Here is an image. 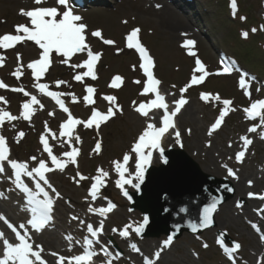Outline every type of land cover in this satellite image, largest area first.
I'll use <instances>...</instances> for the list:
<instances>
[{
  "label": "rangeland",
  "instance_id": "1",
  "mask_svg": "<svg viewBox=\"0 0 264 264\" xmlns=\"http://www.w3.org/2000/svg\"><path fill=\"white\" fill-rule=\"evenodd\" d=\"M101 1L93 5H103L92 8L84 15V22L88 27L87 45L91 51L101 53L94 72L95 78L84 77L82 81L74 79L75 75L87 71L84 66L75 69L71 67L83 64L86 51L69 58L68 64H64L61 61L65 58L53 50V63L37 81L33 71L27 67L43 51L34 41L24 40L20 48H0V57L4 58L0 65V80L8 86L0 88V97L4 98L0 100V109L17 117L11 121L5 118L0 124V135L5 137L9 148L8 158L27 162L29 170L38 167L41 160L46 166H50L46 179L57 205L58 218L49 232L54 231L59 239L56 247L48 250L50 255L42 260L46 264H71L69 256L81 244V239L86 234V225L92 222L100 228L102 222L101 241L109 249L105 256L106 263L113 260L111 264H145L146 259H150L153 264H264V243L261 240V235L264 234V199L249 195L257 194L259 197L264 190V140L260 139V134L250 133L252 122L245 116L249 102L264 97V0H235L234 8H231L233 0H192L190 5L185 0ZM161 1L184 20L186 25L182 27L192 31L196 28L199 31L194 27L199 24L198 27L204 32L197 31L199 42L195 43L208 71V81L200 87L192 85L188 87L189 90L182 92L181 85L190 84L197 73L191 69L193 57L188 52L189 47L184 46L186 34L178 31L180 27L174 28L171 33L163 31L159 22L164 16L161 13L164 8L159 7ZM46 4L57 6L53 0ZM30 7L31 5L24 6L23 0H0V16L5 17L0 22V34L4 31L16 32L15 24L30 25V18L21 15L22 9L28 10ZM59 10L64 11L62 8ZM170 20L172 22L173 18ZM95 28L102 30L101 36L91 39V31ZM136 29H139L141 38L154 54L157 69L168 91L174 92V98L188 96L191 103L192 115H179L177 129L165 140V149L183 148L204 171L209 170L207 172L230 182L232 179H241L245 185L242 193L235 188L234 196L221 205L216 215V226L196 235L184 233L167 244L165 241L169 238L164 234L159 237H143L135 231V227L143 220V215L139 210L131 209L124 191H133L134 188L131 184H124L123 187L118 185L117 181L122 178L114 163H123L125 154H128L129 162L124 165V179L137 182L132 162L133 141L144 130L147 119H139L137 116L134 101L140 98L138 89L141 82L137 83L140 81L137 59L133 49L127 47L129 30ZM192 39L195 38L190 40ZM106 40L114 43L106 44ZM217 49L226 51L239 61L241 73H245L248 79L247 88L236 87L239 74H220L216 55L212 54ZM18 67H21L22 72L19 79L13 75ZM116 72L123 75V84L117 90L109 89L106 83ZM57 81L65 83L57 85ZM37 83L47 84L49 87L42 93L36 87ZM87 84L95 85L97 94L96 102L90 105L84 100ZM15 88H23L28 95L11 90ZM202 89L211 91L213 96L203 100L199 94ZM50 91L61 93L60 98L67 102L68 111L77 113L79 120L83 121L68 136L61 135V125L67 112L56 107L54 98L47 95ZM219 91L220 95L216 94ZM104 93L115 99L106 100ZM32 96L39 103L32 105V113L26 120L22 117V105ZM73 96L76 97L75 100ZM217 96L219 99H214ZM225 100L231 103L225 106ZM92 106L99 108L104 115L107 114L108 106L114 107L115 112L98 126L93 124L87 127L86 116ZM222 112L224 123L212 132L210 128ZM259 126L260 130H264V124ZM177 131L179 137L176 136ZM20 132L25 135L20 137ZM42 136L48 139L52 155L60 160L63 167L52 163L51 156L44 149ZM252 136H256V139L248 149L247 158L242 163H237L234 155L244 143L242 138ZM98 143L99 149L96 148ZM73 148L79 151L75 160H70L63 153ZM31 157H36V160ZM160 163L161 159L158 158L153 161L155 165ZM3 167L4 172H0V208L3 209L0 210V216L6 219L0 221L6 222L5 228L9 233L6 234L0 227V232L4 233L0 237L1 258L5 248L4 239L17 243L9 224L17 221L19 227L18 225L26 223L19 215L21 211L15 213L18 208L24 209L26 203H22L16 196L18 192L13 184L12 168L7 161L3 162ZM228 169H232L235 175H231ZM98 170L107 172L108 176H103ZM97 175L101 176V188L94 199L89 191L91 184L95 183L93 178ZM112 200L115 201V207L102 214L99 210ZM9 216L13 217L9 219ZM223 218H227L228 222L226 219L222 221ZM126 225L130 226L127 237L121 235ZM258 227L260 232L255 230ZM220 231L227 234L235 244L238 243L240 248L236 249L235 244L232 246L228 242L234 252L223 251L218 245ZM145 238L150 240L149 246H143L142 240ZM35 242L43 249L41 241ZM133 244L139 249L138 253L132 247ZM132 256H138L140 261H131ZM50 257L53 258L52 261H49ZM60 257L65 258L63 262Z\"/></svg>",
  "mask_w": 264,
  "mask_h": 264
},
{
  "label": "snow or ice",
  "instance_id": "2",
  "mask_svg": "<svg viewBox=\"0 0 264 264\" xmlns=\"http://www.w3.org/2000/svg\"><path fill=\"white\" fill-rule=\"evenodd\" d=\"M46 2V0H34V3L37 5H40L42 3ZM58 6H62L65 10L61 12L59 10V7H35L31 10H21V15L26 16L30 18V25H17L15 26V30L17 34H4L3 36H0V48L8 49L15 46L16 43L22 42L24 40L28 41H34L36 45L39 46L40 49H42V53L40 55V58L30 62L27 67L33 71L34 76L36 77L37 81H39L40 77L44 75L46 70L49 67L50 61V54L55 50L57 54H61L65 59L61 61V63L68 64V59L71 58L76 53H83L87 52L88 59L83 61V64H75L71 65V67L80 68L82 66H85L87 68V71H84L81 74L75 75L74 79L76 81H82L84 77H92L95 78V73L93 71L94 65L96 64L99 54H94L90 47L86 44V36H85V28L86 26L83 23H77L78 21L82 20V17L79 15H76L73 13L72 7L69 3V0H57ZM233 6H235V0H233ZM139 32V29L133 30L128 36H127V47L128 48H135L138 50L140 57L143 60V63L141 65L144 73L147 76V83L146 86L143 88V93H155V99H152L149 103H141L139 107L137 108V111L143 114L144 116L148 115V109L151 108H157V109H164V115L162 117V126L157 128L155 124L148 123L146 126V129L144 132L138 137L137 142L134 144L133 152L138 155V161L136 162V173H135V179L138 181L136 183H133V179H124V173L126 169L124 168V165H127L129 162V155L125 154L123 163L120 162H114L116 171L121 176V180L117 181L118 185L123 187L124 184H131V186L135 189H139L140 183L143 182L144 179V173H145V166L150 162L152 157V150L158 149L161 157L163 158V148L160 147L161 137L162 135L169 129V127H174L173 125V117L180 111V106L186 101H184L182 98L178 101H176V109L171 114L168 113L167 105L164 102V96H162L159 91L157 90V85L160 83L159 80L155 79L153 76L152 71V65L153 60L152 57L148 55L147 49L139 42L137 39V33ZM22 33V35H21ZM95 37H100L101 32L96 31L93 33ZM247 33H245V36ZM106 44H113L114 42L111 40H106ZM194 44V41L187 40L185 42V47H189ZM19 58V54H18ZM3 57H0V65L3 63ZM222 63H225L226 66L223 68V71L225 73L233 71L232 67L227 66V63L225 61H222ZM196 64L198 65V71L203 73L204 72V65L197 59ZM22 67V66H21ZM21 67H18L17 70L13 73L14 76L19 79L21 76ZM121 80L120 76H116L111 86L114 88H117L120 86L119 82ZM57 85L61 83H65L64 81H57ZM139 83V81H137ZM198 83V80L196 77H193L192 84ZM240 86L242 88H247V82L245 78L242 76L240 78ZM8 86L4 84L2 81H0V88H7ZM36 87L39 88V90L43 93L49 86L47 84H41L37 83ZM15 92H21L24 93L23 88H15L11 89ZM183 91V90H182ZM94 92V89L92 87H87V93L88 95L84 97V99L91 104L93 102L92 99V93ZM25 95H28L27 93H24ZM50 97H53L56 99L57 103L60 104L61 108L65 112H68L69 118L62 123V136H68L72 133L73 129L76 125L83 123V121L73 119L71 116V113L68 111L66 107H64L63 101L60 99L61 93L50 91L47 93ZM73 100L76 99L75 96L72 97ZM203 98L205 100L208 99V94H203ZM108 101H113L115 98L108 96L105 97ZM214 99H219V97H214ZM0 100H4L3 97H0ZM39 101L35 96H32L31 99L27 102H24L22 105L23 113L22 117L24 119H29L31 113H32V105L38 104ZM225 106L230 104V101L225 100L223 102ZM225 111H227V108H225ZM245 111L248 113L250 118L255 119L256 117H259L261 120V123L264 124V100H257L254 101L250 108L245 109ZM113 116V112L111 109L108 111L107 115L102 114L100 111H93V114L91 118L87 121L86 126L91 127L93 124L99 125L102 121L107 120L109 117ZM7 118L9 121L17 119V117L12 116L10 113L3 111L0 109V124H2ZM224 119V113L222 112L220 117L216 120V122L211 126L213 129H216L220 126L221 121ZM255 127L250 129V131H255ZM25 134L23 132L19 133V136L22 137ZM179 132H176V136L179 137ZM42 143L44 146V149L49 153L51 156V161L54 165H58L60 167H63L60 160L55 155H52V149L49 147L48 139L44 138L42 136ZM77 139H79L77 137ZM244 140L245 145L251 144L252 141L249 140L247 137L242 138ZM96 148H100V144L98 143L96 145ZM147 149V152L145 151ZM78 149L73 148L71 151L63 153L64 156L68 157L70 160H75ZM245 155L244 151H240L237 154V160H240ZM9 148L6 144V139L2 135H0V172H4L3 162L7 161V163L11 166V168L14 170L15 180L17 185L22 188V190L27 193L28 200L30 203L34 204L35 207L32 208V217L28 221V224L32 226V228L40 230L44 227V225L51 219L50 212L53 205V200L49 196V193L45 191L44 187L41 184V181L43 180L44 183H47L45 179V171H46V164L43 160L39 161L38 167L33 168L32 170H29V166L27 162H19L14 159H9ZM32 160H36V157H31ZM165 162L166 159H165ZM99 172H102L103 176H108L107 172H103L102 170H98ZM229 173L231 175H235V173L232 171V169H228ZM22 176L31 177L36 182V188L39 190V193H43L44 199H38V193L33 192L31 188L23 181L21 180ZM83 179V177H81ZM95 180V183L91 186V196L95 199L97 196L98 191V185L101 184V176L97 175L93 178ZM251 183V182H249ZM2 195V194H0ZM58 196L59 193H56ZM124 195L128 196L129 199L131 197L129 196V193L125 190ZM250 196L253 194H249ZM115 205L109 203V206L106 208H102L99 211L103 214L106 212L111 211L112 208H114ZM217 207V201L213 200L212 203L206 205L202 210V219L199 225L197 223L190 222V225L192 227L193 231H196L198 227H204L212 223V213L215 211ZM91 211H97L96 209H90ZM183 211H187V209H184ZM0 219H6L0 216ZM149 223V218L147 216L144 217L143 222L140 223L138 226L135 227V231L137 233H142L144 230L145 225ZM9 227L12 228V230L15 232L16 238L18 239V243H11L7 239H4L3 243L5 245L4 248V254L2 258H0V264H36V262H39V264H46L41 258V252L43 249L39 246V250H34L33 245L29 242V232L28 228L25 224H20L19 229L23 230V234H21L20 231L17 230V228L11 224H9ZM129 227L125 226L123 231L121 232V235L127 237L129 235ZM87 230L89 233H91L93 236H98V233L103 230V223L101 222L100 228L97 230L93 229L92 225L87 226ZM114 231H116L114 229ZM177 231H179V226L177 227ZM4 233L0 232V237H3ZM71 239V237H69ZM171 237L168 241H165V243H170ZM88 245H92V240L87 241ZM132 247L139 251V249L136 248V245L133 244ZM235 248L239 249L240 245L238 243L235 244ZM103 251L106 252L107 250L103 249ZM227 251L231 252V249H227ZM95 253L93 251H88L84 255H77L73 257L72 259L75 261V264H80V262L90 259ZM157 257L159 256V253L156 254ZM65 258L60 257V260L63 262ZM109 264L111 262L109 261ZM145 264H153L152 260L146 259Z\"/></svg>",
  "mask_w": 264,
  "mask_h": 264
},
{
  "label": "water",
  "instance_id": "3",
  "mask_svg": "<svg viewBox=\"0 0 264 264\" xmlns=\"http://www.w3.org/2000/svg\"><path fill=\"white\" fill-rule=\"evenodd\" d=\"M166 161L161 167L150 168L143 189L139 187L138 192L131 195L133 208H139L149 218L141 234L159 236L166 233L176 238L184 230L199 233L215 225V211L233 195V188H222L220 184L225 183L224 180L201 171L181 150L168 152ZM213 200L217 201V207L211 216L212 223L193 231L190 222L199 225L203 208Z\"/></svg>",
  "mask_w": 264,
  "mask_h": 264
},
{
  "label": "bare ground",
  "instance_id": "4",
  "mask_svg": "<svg viewBox=\"0 0 264 264\" xmlns=\"http://www.w3.org/2000/svg\"><path fill=\"white\" fill-rule=\"evenodd\" d=\"M26 3L25 4H30L32 1L31 0H25ZM162 2V1H161ZM162 7L164 8V10L161 12L162 14H164L163 17H161L159 19L160 24L162 25V29L165 32H174V28L176 29L177 27L179 28V32H188V29H185L184 27H182L184 24V20H182L180 17L177 16V14L173 11V9L169 6L166 5L164 2L161 3ZM173 18V21L171 22L170 18ZM181 25V26H179ZM177 28V29H178ZM192 109H191V103L190 101L187 103V105L184 107V109L182 110V115L186 114V115H192ZM142 117H139V119ZM171 132V130L166 134V136ZM165 136V137H166ZM238 144V143H237ZM245 153V152H244ZM209 171V170H206ZM232 182L236 188V190H239L241 193L244 191V187L245 185H243L242 180L238 179V181H235L234 179H232ZM17 195V194H16ZM253 203H256V201H253ZM0 210H3L2 208H0ZM16 210V209H13ZM20 210L17 209V211H15V213L19 212ZM20 216L24 215L22 213H25V211L20 212ZM13 216H9V218H11ZM227 220V218H223L222 221ZM228 222V220H227ZM0 227H2V229L5 231L6 234H8L9 232L6 230L5 228V223L0 221ZM36 239H41V242L43 244V248H44V254L46 255H50L48 250L50 248H55L56 247V243L57 240L59 239L58 235L52 231V232H47L46 234H42V235H36L35 236ZM149 239L145 238L144 240H142V244L143 246H149ZM1 258V257H0ZM131 261H135L138 262L140 261V258H138V256H132ZM53 258L50 257L49 261H52Z\"/></svg>",
  "mask_w": 264,
  "mask_h": 264
}]
</instances>
